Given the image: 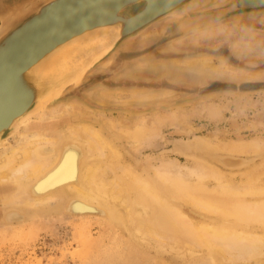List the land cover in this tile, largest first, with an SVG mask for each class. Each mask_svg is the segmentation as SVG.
<instances>
[{
  "label": "bare ground",
  "instance_id": "6f19581e",
  "mask_svg": "<svg viewBox=\"0 0 264 264\" xmlns=\"http://www.w3.org/2000/svg\"><path fill=\"white\" fill-rule=\"evenodd\" d=\"M177 24L181 34L176 41L210 33L217 26L195 32L188 20ZM122 31L120 24L98 26L56 45L19 73L15 65L0 71V79L5 74L14 93L7 100L9 107L15 102L18 103L13 109L26 104L25 100L30 102L27 110L11 121L7 131H0V229L24 228L27 223L38 228L48 223L50 217L53 220V216H60L64 208L65 216H78L75 220L79 222L99 219L112 223L115 234L123 228L130 235L152 240L161 248H167L168 244L179 247L183 258L203 252L194 264H218L220 260L264 264L262 136L225 141L204 137L193 142L184 164L178 158L163 155L161 161L158 158L159 163L153 158L141 161V153L153 148L164 128L180 121L183 126L189 125L183 122V114L179 112L184 105L171 110L172 116L163 109L145 115L137 110V101L146 99L150 93L138 87L97 88L87 94L86 100L68 97L61 104L52 105L71 86L88 78L87 72L115 46ZM210 34L211 38L216 35ZM226 58L199 53L171 60L169 65L198 71L201 80L207 73L231 79L253 77L246 71L230 68ZM161 63L164 61L157 65L165 67ZM145 64L144 70H154L155 65L149 61L136 60L117 76ZM107 65L103 62L100 70ZM216 95L219 94L199 102L212 119L221 116L224 109L223 105L214 103ZM91 98L98 99V106ZM248 98L246 103L250 102ZM236 101V105L241 104L238 98ZM112 107L118 108L119 118H113ZM33 117L38 120L31 123ZM6 132L9 137L3 139ZM83 237L87 238L81 235L83 241ZM89 239L86 241L91 247L82 245L87 250L95 247V240ZM124 243L129 250L133 249L129 242ZM134 254L136 257L137 253ZM141 256H138L140 260L132 261H144Z\"/></svg>",
  "mask_w": 264,
  "mask_h": 264
},
{
  "label": "rangeland",
  "instance_id": "374dc122",
  "mask_svg": "<svg viewBox=\"0 0 264 264\" xmlns=\"http://www.w3.org/2000/svg\"><path fill=\"white\" fill-rule=\"evenodd\" d=\"M12 1L17 2L19 0H0V9L2 8L4 10L9 8ZM163 22L165 23V20H163ZM159 23H162V21ZM155 25H153V27ZM165 26L166 29L164 28L160 33H156L153 27L149 28L146 31L147 33L145 32L137 39L138 41L136 40L134 52L120 53L111 61L107 60L106 63H108V65L104 69L100 70L101 64L98 65L93 71L88 73V78L86 80L81 81V83L74 87L71 86V89L65 91L60 99L58 98L52 102V105L61 104L69 98L86 100L84 98L87 97V94L90 91V93H93L97 88L120 90L137 87V89L145 90L150 93L146 99L137 101V110L143 111L145 115L150 116L154 114V111L163 109V111L166 112L170 111V113L168 112L166 114H171L170 116H172L171 110L176 109L180 104L184 105V108L182 107L183 109L179 110V112L183 114V122L185 124L189 123V125H187V127L183 126L180 124V121L164 128L160 137L155 141V145L156 143L158 144L157 147L154 145L155 148L153 146V148L145 149L141 153V161L147 158H153L159 163L163 155V157H168L170 159L178 158L181 163L184 164L187 160V155L192 152L191 145L193 142L197 140L201 141L204 137L207 140L218 138L222 141L237 139L238 137L252 139L262 136L264 138V87L245 89L247 84V86L264 84V42H262L264 41V12H257L247 17L225 19L214 28L215 31L212 30L210 32L216 33L212 38L210 36L212 34L206 31L208 35L200 33L199 35L194 34L189 36L188 39L181 41H176V39L170 40V33L167 34V29L175 32L174 29L176 27L178 29L176 35L178 36L181 34L179 33V26L178 24L175 27L169 26V24H165ZM219 33L220 35L218 36L217 34ZM166 40L168 42L159 45L160 42ZM177 42L181 43L179 44ZM110 50L106 54H108ZM220 52L227 53L229 58H231H226L230 68L236 72L241 70L246 71L248 72L247 74L253 77L247 79H231L212 76L210 73H207L206 78L201 80L198 79V71L169 65L172 63L171 60H177L185 56H193L199 53L215 57H225L220 54ZM123 55L132 59L122 66L120 62ZM103 58L104 57H101L96 61ZM136 60L149 61L151 64L155 65V68H153L154 70H144L147 64H145V66H142L144 65L142 64L141 67L137 66L135 69H127V73L122 76H117L120 70H125ZM163 61L164 63L161 64L165 65V67L160 68L157 64ZM96 69L99 70L97 71ZM213 85L215 87H213ZM166 92L170 93V95ZM214 94H219L216 95L217 97L214 98L215 100L213 99L214 103L216 102L224 107V109L221 110V116L216 119L210 118L206 114V111L203 110V106H200L201 103H199L203 101V98H207ZM247 96L251 98V101ZM236 97L238 98V103L242 105H236ZM245 98H248L249 100L247 101L250 102L246 103ZM92 100L91 102H94L95 105L98 106V99ZM96 102L98 103L96 104ZM111 106H113V104H111ZM119 109L121 110L122 107ZM110 110H112L113 118H119L118 108L112 107ZM128 110L133 111V109ZM187 111H189V113ZM37 120V117H33L31 123ZM190 125H192V127H188ZM196 136L200 137L196 138ZM203 141L206 142L204 139ZM220 154L228 155L225 152ZM60 211V216H53V220L51 219L52 217H50L48 223H44L38 228L35 227V224L32 222L33 224L27 223L24 228L11 226L4 227L3 230L0 229V264H137L140 260L138 256H141L138 253L149 257L147 260L146 257L142 255L141 260H145L139 261L141 264H151L149 263L151 262L149 261L150 259L154 261L152 264H194L193 262L199 259L201 254L202 256L204 255L203 252L198 251L196 254L197 257L183 258L181 255L183 251H180L179 247L168 244L167 248H161V246H157L158 244L152 240H144L138 235L137 237L130 235L128 231L123 228L116 232L118 235L120 234V238L115 234L116 229L112 227V223L100 221L99 219H86L85 221L79 222L75 220L78 216L69 218L68 215H64V208ZM44 218L47 219L48 217ZM87 229L90 232L87 231ZM84 234L87 238L99 242L101 241L100 243L98 242V244L95 241L93 242L97 248L94 246L90 248L91 243L86 241L87 238L83 237L85 239L84 241L81 239V235ZM126 241L129 242L131 246L133 245V249H135L133 252L137 253V258L134 257L135 254L132 252L133 249L129 250L127 246H124L126 245L124 243ZM85 244L86 248L88 246L87 244H90V247H88L89 251L85 247H82V245ZM124 248L126 250H124ZM82 249H86V252H83L84 250ZM91 249L93 250L91 251ZM127 250L128 253H126ZM129 251L131 252L129 253ZM87 252L91 255L86 254ZM82 253H85L86 256ZM132 253L133 255H131ZM125 254H127L128 257L130 256V258L128 259ZM134 258L139 260L133 262ZM190 261L192 263H190ZM239 262L244 263L241 260ZM224 263L234 264L235 262L230 263L220 260L218 264Z\"/></svg>",
  "mask_w": 264,
  "mask_h": 264
},
{
  "label": "water",
  "instance_id": "95a60500",
  "mask_svg": "<svg viewBox=\"0 0 264 264\" xmlns=\"http://www.w3.org/2000/svg\"><path fill=\"white\" fill-rule=\"evenodd\" d=\"M1 4V3H0ZM264 12V0H19L0 9V71L15 65L18 73L67 39L102 25L120 24L122 36L91 70L120 53L134 52L136 40L153 25L165 20L172 27L188 20L195 32L225 19ZM175 27V34L176 33ZM188 30V29H187ZM19 75V74H18ZM264 87V84L245 89ZM11 82L0 79V131L30 105L25 100L8 105ZM31 101V100H30ZM5 129V130H4ZM9 137L6 132L3 139Z\"/></svg>",
  "mask_w": 264,
  "mask_h": 264
},
{
  "label": "flooded vegetation",
  "instance_id": "af4514ba",
  "mask_svg": "<svg viewBox=\"0 0 264 264\" xmlns=\"http://www.w3.org/2000/svg\"><path fill=\"white\" fill-rule=\"evenodd\" d=\"M164 28L166 29V26H165V23H164V22L159 23V24H157V25H155V26L153 27V29H154V31H155L156 33H160ZM174 30H175V29H174ZM168 33H170V34H169L170 40L176 39V36H177V35L175 34V32H173L172 30L167 29V34H168ZM166 42H168V41H167V40H166V41H162V42L159 43V45H163V44L166 43ZM220 54H222V55H224L225 57L229 58V56L227 55V53L220 52ZM133 58H135V57H133ZM131 59H132V58H128V56L123 55V57L121 58V62H120V63H121V65L123 66L124 63L130 61ZM229 59H231V58H229Z\"/></svg>",
  "mask_w": 264,
  "mask_h": 264
},
{
  "label": "crops",
  "instance_id": "0c3cea01",
  "mask_svg": "<svg viewBox=\"0 0 264 264\" xmlns=\"http://www.w3.org/2000/svg\"><path fill=\"white\" fill-rule=\"evenodd\" d=\"M158 24V23H157Z\"/></svg>",
  "mask_w": 264,
  "mask_h": 264
}]
</instances>
